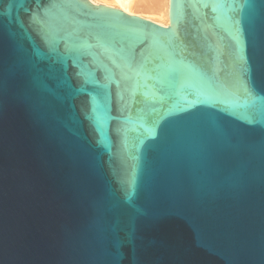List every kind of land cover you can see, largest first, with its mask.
Returning a JSON list of instances; mask_svg holds the SVG:
<instances>
[{
    "label": "water",
    "instance_id": "1",
    "mask_svg": "<svg viewBox=\"0 0 264 264\" xmlns=\"http://www.w3.org/2000/svg\"><path fill=\"white\" fill-rule=\"evenodd\" d=\"M0 264H264V0H0Z\"/></svg>",
    "mask_w": 264,
    "mask_h": 264
},
{
    "label": "bare ground",
    "instance_id": "2",
    "mask_svg": "<svg viewBox=\"0 0 264 264\" xmlns=\"http://www.w3.org/2000/svg\"><path fill=\"white\" fill-rule=\"evenodd\" d=\"M90 2L119 8L130 14L149 18L159 24L168 23L169 0H89Z\"/></svg>",
    "mask_w": 264,
    "mask_h": 264
}]
</instances>
